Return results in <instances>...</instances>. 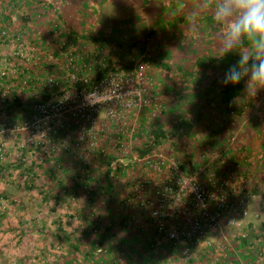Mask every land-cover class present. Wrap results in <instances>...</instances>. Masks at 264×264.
<instances>
[{"label": "trees", "instance_id": "16d2710c", "mask_svg": "<svg viewBox=\"0 0 264 264\" xmlns=\"http://www.w3.org/2000/svg\"><path fill=\"white\" fill-rule=\"evenodd\" d=\"M97 1L98 4L111 2V0H33L31 1L33 3L28 7L29 12L25 13L24 10L16 12L17 16L15 15V19L17 23L26 28H24L25 30L16 31L18 43L23 40L21 39V34L24 36V34L29 33L30 28L27 27H30V22L33 20H44L49 27L48 31L50 34L48 33V35L56 33L55 37L58 36V38L54 40L55 45L53 44L54 48L51 50L52 63L48 62L49 64L45 65L48 70V72H45L47 73L45 76L35 74L34 67L30 70V75L26 76L27 70L19 68L16 77L11 80L16 84L15 86L13 85L14 87H10L12 85L7 83L9 73H4L3 77L0 78V84L2 86L5 85L2 90L6 94L5 99L0 102V115H4L0 117V128L3 123L7 128L13 129L32 121L34 119L33 116L37 114L35 111L36 105L51 98H57L68 90L89 89L109 73L144 70L143 62L145 58L142 56H145L146 53L145 42L148 37H155L161 32L164 38L169 39L170 43L168 46H171L170 49L173 48L176 51V53L174 52L176 59L178 58L179 60V54L183 53L180 50L181 48L185 49L184 51L189 54V58L186 61H189V64H193L192 69L188 71L189 75H200L204 73V70L210 71V75L199 78L200 81L203 79L204 85H196L194 83V93L193 91L189 93L193 95L187 96L189 104H194L197 107L192 111V115L196 120L194 121L192 117L191 119L182 118L178 123H175L176 125L172 131H167L163 124L158 122L150 124V128L146 129L142 136L141 148H135L139 155L161 148L164 144L170 149L171 147H179L180 143L177 144L176 141H172L174 138L181 141V139L179 140V133L176 132L177 127L180 126L182 132H188L190 127L193 126L192 121L195 124L205 123L203 108L210 110L213 114L216 113L218 118H216L214 121L216 123L213 124L210 130L212 136L214 134L219 136L221 133H225L228 140L231 141L237 127L240 125H238L237 121L242 122L241 118L243 116L248 117L243 122L244 129L248 127L254 129L257 136L264 134V126L262 127L264 123H262V120L259 121V115L251 114V111L255 108L258 110L264 109V94L258 92L260 89H258L256 96L251 98L246 93L245 82L235 86L222 84L225 70L229 66L236 64L241 54L249 52L251 45L245 39L228 54L221 51V37L227 34L228 26L215 21L212 11L214 0H138V5L136 6L142 9L145 15L140 13L136 21L127 20L121 22L123 25L121 28L118 26L110 27V23L113 20L104 17ZM6 2L12 8H9L10 14L4 13L3 18L1 17L0 19L1 38L6 37L4 32L6 28L3 25L6 23L5 21L9 20L12 13H14L15 9L20 8L21 4L30 3L26 2V0H7ZM205 3H207L208 7H202ZM62 8L72 11L78 10V14L74 16L79 19L78 28H74L69 24L64 16L65 12H62ZM144 20L150 26L147 29L145 25L139 24V21L142 22ZM129 21L133 27L128 25ZM99 26H105L106 28L100 29ZM146 30L147 33L144 35ZM140 35H143L141 41L137 39ZM45 36V34L40 36V39L44 41L43 44L48 43V37ZM63 38L64 40L62 41ZM133 49H136L137 52H135L136 50L132 51ZM16 56L19 55L17 54ZM221 56L224 57L221 58ZM54 61L56 64H54ZM69 62L71 65H69ZM164 67L172 74L174 72L184 73L187 70V68H181L178 65L169 67L165 64ZM71 73L74 76L76 75L74 80L71 79ZM173 76L175 75L173 74ZM174 80L177 82V79ZM190 85H193V83H190ZM262 90L264 92V88ZM25 94H28V96H25ZM26 97L28 99H25ZM183 97L185 96L183 95ZM201 100L204 103H200ZM2 103L6 104L5 108L2 107ZM222 114L226 117L222 118ZM124 119L126 124L131 121L127 117ZM122 122V120L116 119L109 124L110 134L116 135L113 138L114 140L125 141L127 138L126 124H122ZM67 123L65 124L70 127L66 126L59 129L58 137L56 138L59 144H62V140L67 137L66 134H70V154L61 149L63 150L62 155H66L67 158L53 156L46 150L47 144H41L39 148H42L44 153L40 161L35 162V165L25 158L18 157L16 161L17 168L23 164V174L27 182L42 176L52 179L48 189L42 191L43 198L53 196L52 199L59 205L65 204L66 201L67 204H70L71 201L73 202L80 195L88 198L89 212L86 214V221L90 227L92 238H81L73 241L66 237L69 241L68 247L73 253L65 256L63 262L58 264H86L87 262L91 264H149L151 260L163 259V255L166 258H171L174 254L184 258V246L182 247V245L175 243L173 240L166 239L165 232L159 233L156 224L157 219L155 220L154 217L145 211V207L152 201L148 202V199L143 201L142 203L145 207L142 206L141 209L136 210L140 211L139 213H129L130 210L127 211V208L116 211L113 207V203L117 200L121 188L124 189L127 186V179L129 178L127 171L130 170L129 167L132 169L134 165H125L123 162H117L112 167L116 156L113 148H105L106 143L108 144L106 140L108 138L107 132L101 131L98 133L96 147L100 148L99 152L98 150L95 151V149L92 150L90 147L84 148L80 145L75 147V141H73L76 139L74 135L75 125H73L75 123L72 122V119ZM114 130L116 131L115 134ZM21 133H24V131H14L13 134L18 135ZM217 140V138H213L212 141L215 142ZM228 140L225 141L220 138L218 145L221 147V151L224 149L226 153L231 154L234 144L229 143ZM69 144L67 145L69 146ZM261 145L264 146V141ZM243 148L241 151L236 150L241 157L240 162L238 161L237 164L244 162L245 167L242 166V168L247 169L248 164L254 163L256 160L255 156L250 157L244 153ZM102 149L104 150L103 152L101 151ZM3 154L0 144V180L2 179L4 182L3 184L0 183V185L5 187L8 179L5 171L8 167L5 166L3 159L5 154ZM71 154H73L72 157H70ZM233 154L235 155L236 152ZM235 162L237 161L235 160ZM183 163V168L187 173H191L198 165V163L190 159ZM253 176L255 177L254 173ZM244 178L248 177L240 174L235 180L233 179L232 183H236L239 189L244 183ZM232 187L230 189L228 187L224 188L228 192L219 194L222 198H218L215 206L217 207L216 211H220L224 217L230 208L231 212L234 211L235 215H237V218H235L237 220L243 215L247 206L240 198L239 194L241 192H233L232 189L235 190V188ZM8 196L0 192V199ZM126 196L131 197L132 201L134 200L132 190H129ZM139 218L141 221L145 219L143 224L145 226L148 224L149 228L145 229L137 221ZM103 220H106V223L101 225L100 221ZM177 224L179 225L178 228L180 225L185 226L182 219H178ZM213 224V221L209 220L202 224L201 229L193 239L197 246L206 238V234L212 230V227L215 228ZM85 232L87 233L88 229ZM59 237L62 239V236ZM261 237L262 240L256 245L257 236L253 235L252 232L247 236H237L233 240L237 242V244L233 242L234 249L221 248L220 253H218L220 259L211 255L210 250L203 255H199V259H207V263L210 262L209 264H223L224 261L228 264H239L241 258H243L247 264H258L255 262L257 254L264 258V236ZM208 244L210 243L208 242ZM209 246H211L210 249L214 247L213 245ZM124 248L127 249L126 252ZM185 248L190 250L194 248V245L188 241V247ZM158 250H161L162 253L158 252ZM229 256L233 258L227 259ZM191 263H193V258L186 262V264Z\"/></svg>", "mask_w": 264, "mask_h": 264}, {"label": "rangeland", "instance_id": "374dc122", "mask_svg": "<svg viewBox=\"0 0 264 264\" xmlns=\"http://www.w3.org/2000/svg\"><path fill=\"white\" fill-rule=\"evenodd\" d=\"M6 1L7 0H0V19L1 17L3 18L4 13L10 14L9 8L12 7L9 6ZM31 1L33 0H26V2L30 3L21 4L20 8L15 9L9 20L5 21L6 23L3 24L6 28L4 30L6 37H0V78L3 77L4 73H9L7 83L8 85H12L10 87L16 85L15 82L11 80L16 77L19 68L27 70L25 73L26 76L30 75V70H32L33 67L35 74L45 76V74H47L45 72H48L45 65L49 64L48 62L52 63L51 50L54 48V40L58 38V36L55 37L57 35L56 33L48 35L49 27L44 20L31 21L30 27H27L30 28L29 33L24 34V36L21 34L20 36L23 40H21L20 43L17 42L16 36L18 35L16 31L25 30L26 28L17 23L15 19L17 16L16 12H22L23 10L25 13L29 12L28 7L33 3H31ZM137 1L138 0H111V2H103L100 4H98L97 1V4L104 14V17L113 20L110 23V27L118 26L121 28L123 26L121 22L127 20L136 21L137 16L143 13V10L136 6L138 5ZM75 6L77 7V5ZM62 12H65L64 16L67 18L69 24L74 28H78L79 19L74 17L78 14V10L72 11L62 8ZM96 14L99 16L98 13ZM143 14L145 15V13ZM139 24L145 25L146 29L150 27L145 20L142 22L139 21ZM128 25L133 27L130 21ZM99 27L100 29L106 28L105 26ZM146 33L147 30L144 35ZM42 34L48 37L47 44H43L44 41L40 39ZM142 36L143 35L138 36L137 39L141 41ZM183 39L185 40L184 37ZM63 40L64 38L62 41ZM169 43V39L164 38L161 32L155 37H148L145 42L146 53L145 56H142L145 58L143 62L144 70L142 73L152 81L149 87V95L153 99V104H151V106H145L138 113L133 112L134 115H132V117H135V115L137 116L139 127H141V131L143 132L150 128V124L152 125L157 122L163 124V127H165L167 131H172L174 129L173 127L176 125L175 123H178L182 118L191 119L192 117L195 121L196 118L192 115V111L197 107H195L194 104H189L187 96L192 94H189L190 91L194 93L195 88L193 87H195V84L204 85L203 79L200 81L199 78L203 76L207 77L206 75L208 74L210 75V71L208 70H204V73L200 75H189L188 71L192 69L191 67L193 66V64H189V61H186V59L189 58V54L184 51L185 49L181 48L180 50L183 51V53L178 56L179 62L178 58L176 59L174 57V52L176 53V51L173 48L170 49L171 46H168ZM135 50L136 49H133L132 51ZM135 52H137V50ZM17 54L19 56H16ZM54 64H56L55 61ZM165 64L169 67L178 65L181 68H187V70L184 71V73L174 72L173 74L175 76H173V74L169 73L166 67H164ZM174 79H177V82H175ZM190 83H193V85H190ZM3 86L0 84V102L6 97L5 92L2 90ZM262 89L263 88H260L258 91L260 94H264ZM183 95L185 97H183ZM25 96H28V94H25ZM25 99H28V97ZM200 103H204V101L201 100ZM2 107L5 108L6 104L2 103ZM170 107L173 108L171 109ZM203 110L205 123L195 124V122L192 121L193 126L190 127L188 132H182V128H177L176 132H179V140L181 139V141H178L176 138L172 141H176L177 144L180 143V146L177 148L171 147L172 150L170 149V151H167L166 146L162 152L164 155L169 153L183 160L181 157L185 156V151L187 150V154H197L198 163H203L201 162L203 155H206V158L209 157L208 159H215L217 156L213 164L215 167H220L219 176L225 183L224 185L222 184L223 186L220 188V191L226 193L228 191L224 188L228 187L230 189L231 186H233L232 188H235V190L232 189V191L241 192V194H239L240 198H242V202L247 207L245 206V213L239 217L233 225H227L223 214L217 216L216 221L218 222L213 224L215 228L212 227V230L205 236L206 240L204 239L196 249L192 250L196 252V254L192 253L195 257L191 264H209L210 262L207 263V259H199V255H203L209 250L211 251V255L220 259L218 253H220L221 248L225 249L227 247L230 250L234 249L233 242L236 244L237 242L233 240H235L237 236H247L252 232L253 235L257 236L256 245L262 240L261 236H264V146H260L264 141V134L257 136L254 129L250 127L244 129L245 126H243V122H245L248 117L243 116V118H241L243 120L242 122L237 121L238 125H240L237 127L231 141L228 140L225 133H221L219 135L220 137L216 134L212 136L210 130L213 124L216 123L214 122L217 118L216 113L213 114V112L207 109L205 110L204 108ZM152 111L153 113L151 114ZM251 114L259 115V121L262 120V123H264V109L258 110L255 108L251 111ZM2 116L4 115L1 114L0 117ZM221 116L222 118L226 117L223 114ZM248 116H250V114H248ZM263 126L264 124H262V127ZM13 133L14 132L9 130L4 123L1 125L0 144L5 154H3L5 166L8 167L5 171L8 179L6 180L5 187L0 185V192L9 196L0 199V264L62 263L65 256L73 253L68 247V237L73 241L80 240L81 238H92L90 227L86 221V214L89 212L88 198L84 195H80L76 197L73 202L71 201L70 204H67L66 201L63 205L55 203L54 199H52L53 196L43 198L42 191L48 189L52 183V179L47 176H42L27 182L23 174V164L21 167H16L18 157L25 158L35 165V162H39L44 153L43 149L39 148V146L44 143L47 144L46 150L48 153L53 154V156L67 158L66 155H62V152L64 150L69 153V150L59 146L58 139L54 140V144L49 143V141L39 144L35 143V133L32 131L18 135ZM134 138H138V141H140L142 135L140 132H136ZM213 138H217L218 140L222 138L225 141L228 140L229 143H233V152L230 154L226 153L224 149L221 151V147H219L221 152L219 148L214 152L208 151L206 147L208 148L218 143V140L215 142L212 141ZM185 148L187 149L185 150ZM242 148L244 149V153L248 154L250 157L255 156L256 160L254 163L252 162L253 164H248L247 169L242 168V166L245 167L244 162L237 164L238 161L240 162L241 157L240 153L237 154L236 150L241 151ZM234 152H236L235 155L233 154ZM73 154H71L70 157H72ZM207 155L209 156L207 157ZM234 159L237 162H235ZM136 168L137 165H134L132 169L129 167L130 170L127 171L129 177L127 179V186H125L124 189L121 188L117 200L113 203V207L116 211L127 208V211L130 210L129 213L140 212L136 210H139L141 207V200H139L141 197H136L132 201L131 197L126 196L129 190L132 189L133 181L141 176ZM240 174L246 175L248 178H246L247 180L244 178V183L239 190L237 184L232 182ZM0 183H4L2 179ZM61 197L65 198L63 196ZM214 205L215 202H213L210 207L213 208ZM140 218L137 221H139L145 229L149 228L148 224H146V226L143 224L145 219L141 221ZM235 218H237V215H235ZM103 223L105 224L106 220L100 221L101 225H103ZM167 228L169 229V225ZM86 229H88L87 233L85 232ZM59 236H62V239ZM208 242L210 244H208ZM209 245H213V249H210L211 246ZM124 250L125 252L127 251L126 248H124ZM158 252H161V250H158ZM163 256V259L151 260L149 264H186L187 262L178 254H174L171 258H166L165 255ZM232 258V256L227 257V259ZM255 262L263 264L264 258L257 254ZM86 264L91 263L87 262ZM223 264L228 263L224 261ZM239 264L247 263L241 258Z\"/></svg>", "mask_w": 264, "mask_h": 264}, {"label": "built area", "instance_id": "2783aa9c", "mask_svg": "<svg viewBox=\"0 0 264 264\" xmlns=\"http://www.w3.org/2000/svg\"><path fill=\"white\" fill-rule=\"evenodd\" d=\"M142 72L141 69L112 72L89 89L68 90L57 98L36 105L37 114L33 116L32 121L9 130L24 131V133L32 131L35 133V143L49 141L54 144L59 129L66 127L65 123L72 119L75 123L73 125L76 136L73 140L74 146L90 147L98 152L100 151V148L96 147L98 133L107 132L108 144L106 143L105 148H113L116 156L112 167L117 162L137 165L136 169L141 176L132 183V196L134 199L141 197L139 199L141 207H145L143 201L147 199L148 202L152 201L145 207V211L155 220L157 219L159 233L165 232L166 239L184 246V260L189 261L190 258L195 257L192 253L196 254V252L192 250L196 249L197 245L193 239L202 224L207 220L213 221L214 224L218 222L217 216H220L221 212L216 211L215 205L213 208L210 206L213 202L216 204L218 198H222L219 195L222 193L220 188L225 183L220 179L219 167L213 164L217 156L215 159L205 158L203 163L196 166L191 173H187L183 168V162L172 154L164 155L160 148L144 155L137 153L135 148H141L142 140L138 141L134 136L136 132H140L143 136L144 132L139 127L137 116L132 117V115L133 112L138 113L145 106L153 104V99L149 95L152 81ZM75 77L76 75L71 73V79L74 80ZM125 117L131 119L128 124L125 123ZM116 119L126 124L127 140L125 141L114 140V135L110 134L109 124ZM66 135L62 144L59 142L58 144L63 149L69 150L70 134ZM141 207L136 208L141 209ZM234 215L235 213L229 208L225 213L226 218L224 217L227 225H233L237 221ZM178 219H182L185 226L180 225L178 228ZM188 241L193 243L194 248L190 250L185 248L188 247Z\"/></svg>", "mask_w": 264, "mask_h": 264}, {"label": "clouds", "instance_id": "9594fccd", "mask_svg": "<svg viewBox=\"0 0 264 264\" xmlns=\"http://www.w3.org/2000/svg\"><path fill=\"white\" fill-rule=\"evenodd\" d=\"M202 7H208L207 3ZM212 11L217 23L228 26L221 37L222 52L228 54L245 39L251 45L249 52L225 70L222 84L245 82L247 95L254 98L264 88V0H214Z\"/></svg>", "mask_w": 264, "mask_h": 264}, {"label": "crops", "instance_id": "0c3cea01", "mask_svg": "<svg viewBox=\"0 0 264 264\" xmlns=\"http://www.w3.org/2000/svg\"><path fill=\"white\" fill-rule=\"evenodd\" d=\"M177 128H181L180 126H178ZM177 130V129H176ZM179 133V132H178ZM166 148V144H164V145H162L161 146V150L163 151L164 149ZM219 148V145H218V143H216L215 145H211L210 147H206V149H208V151H211V152H214V151H217V149ZM187 148H185V150H186ZM167 151H170V148L169 147H167ZM187 151V150H186ZM185 151V156L184 157H181L183 160H181V159H179L181 162H185V161H187V160H192L193 162H195V163H198L199 161H198V159H197V154L196 155H194L193 153H190V154H187V152ZM209 155H207V157H208ZM206 158V155H203L202 156V161L201 162H204V159ZM201 163H198V165H200ZM197 165V166H198ZM219 170H220V167H219Z\"/></svg>", "mask_w": 264, "mask_h": 264}]
</instances>
